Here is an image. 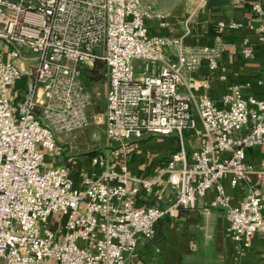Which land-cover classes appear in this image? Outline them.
Returning a JSON list of instances; mask_svg holds the SVG:
<instances>
[{
    "label": "built area",
    "instance_id": "2783aa9c",
    "mask_svg": "<svg viewBox=\"0 0 264 264\" xmlns=\"http://www.w3.org/2000/svg\"><path fill=\"white\" fill-rule=\"evenodd\" d=\"M254 8L264 15L260 4ZM154 18L166 24L146 0H0V43L11 46L0 60V264H126L164 215L195 208L211 189L210 206L227 209L238 252L255 232L264 233V192L252 186L233 205L222 183L228 177L236 185L252 172L245 148L264 144V99L232 83L217 106L205 90L197 109L209 139L193 152L183 143L184 129L196 126L192 96L180 90L185 74L203 61L218 68L225 32L246 24L221 20L213 44L189 46L188 27L182 36L154 34ZM247 26L264 41V22ZM243 54L254 56L248 37ZM138 58L160 63L159 72L148 73L147 63L137 76ZM98 60L106 68L108 146L88 159L89 171L77 179L82 164L58 162L65 148L57 135L89 125L93 98L82 72ZM28 70L35 81L15 101L12 88ZM251 119L248 131L235 135ZM175 132L179 147L160 168L145 176L131 172L126 158L133 140ZM164 176L177 189L176 200L167 207L141 204L140 196L152 194Z\"/></svg>",
    "mask_w": 264,
    "mask_h": 264
},
{
    "label": "crops",
    "instance_id": "0c3cea01",
    "mask_svg": "<svg viewBox=\"0 0 264 264\" xmlns=\"http://www.w3.org/2000/svg\"><path fill=\"white\" fill-rule=\"evenodd\" d=\"M146 4L155 12L164 14L165 25L160 24V18L149 21L150 32L168 36H182L186 27L190 32L185 36L189 46L213 44L218 34V22L239 21L246 26L227 30L224 35L226 42L216 69H210L203 61L198 70L186 73L180 85V90L192 96V110L196 119L195 127L185 128L183 143L189 152L200 149L207 143L209 135L204 131L202 119L198 113L197 103L200 95L208 90L217 106H223L222 96L232 83L240 85L245 95L252 94L264 99V41L250 26L264 22V15L254 6L260 4L264 9V0H146ZM250 39L254 46V56L245 57L243 40ZM11 46L0 43V60H6ZM148 73H158L160 63H156ZM145 69L137 76L145 74ZM35 77L30 71H25L12 88V98L23 100L30 83ZM208 81L206 89L203 82ZM37 86H40L38 84ZM40 112V109H37ZM250 123L235 135L248 131ZM134 148L127 156L130 170L137 176L154 173L162 166L180 144L179 135L175 132L169 135L145 134L142 138L133 140ZM246 161L253 166L252 172L232 185L230 179H222L233 205L239 204L256 186L264 192V144H256L245 148ZM228 155V152L223 154ZM75 173L88 172L90 166H85L87 160ZM89 168V169H88ZM177 189L170 183L167 176L155 187L152 194L140 196L141 204H157L167 207L177 198ZM215 191L209 190L197 201L195 208L178 207L164 215L157 223L156 234L148 239L141 237L137 249L127 255L126 264H264V233L257 231L252 236L251 245L243 252L235 248L232 236L229 234L227 209L222 206H210Z\"/></svg>",
    "mask_w": 264,
    "mask_h": 264
},
{
    "label": "rangeland",
    "instance_id": "374dc122",
    "mask_svg": "<svg viewBox=\"0 0 264 264\" xmlns=\"http://www.w3.org/2000/svg\"><path fill=\"white\" fill-rule=\"evenodd\" d=\"M147 63L149 64L152 70L154 64L158 62H147L142 58L133 60L136 75H138L139 71H143L145 69V65ZM97 86L99 90L97 99L98 101H100V103L102 102V104L105 106L106 82H100L99 84H97ZM91 113L93 114L90 123L87 127L73 132H67L57 135L58 141L65 148L64 154L58 161L59 163L70 164V158L81 160L82 162L84 160L89 159L93 154H95V152L102 151L107 148L108 140L106 139L104 132V111L95 112L94 110H92ZM47 263L55 264L54 259L50 261L47 260Z\"/></svg>",
    "mask_w": 264,
    "mask_h": 264
},
{
    "label": "trees",
    "instance_id": "16d2710c",
    "mask_svg": "<svg viewBox=\"0 0 264 264\" xmlns=\"http://www.w3.org/2000/svg\"><path fill=\"white\" fill-rule=\"evenodd\" d=\"M82 73L86 86L90 90L93 98V104L90 111L94 110L95 112H103L105 106L97 99L99 93L97 84L100 82H106V68L104 61L98 60L90 67L84 66Z\"/></svg>",
    "mask_w": 264,
    "mask_h": 264
}]
</instances>
